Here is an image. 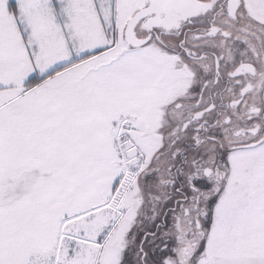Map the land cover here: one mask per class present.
<instances>
[{
  "label": "snow or ice",
  "instance_id": "obj_1",
  "mask_svg": "<svg viewBox=\"0 0 264 264\" xmlns=\"http://www.w3.org/2000/svg\"><path fill=\"white\" fill-rule=\"evenodd\" d=\"M0 264H264V0H0Z\"/></svg>",
  "mask_w": 264,
  "mask_h": 264
}]
</instances>
